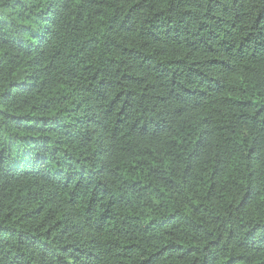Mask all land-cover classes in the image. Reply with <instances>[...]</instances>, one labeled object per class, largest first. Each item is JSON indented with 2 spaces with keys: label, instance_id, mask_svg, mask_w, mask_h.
<instances>
[{
  "label": "trees",
  "instance_id": "16d2710c",
  "mask_svg": "<svg viewBox=\"0 0 264 264\" xmlns=\"http://www.w3.org/2000/svg\"><path fill=\"white\" fill-rule=\"evenodd\" d=\"M0 264H264V0H0Z\"/></svg>",
  "mask_w": 264,
  "mask_h": 264
}]
</instances>
